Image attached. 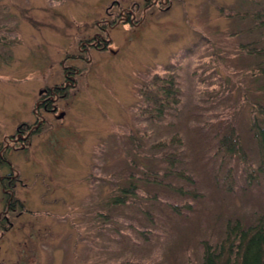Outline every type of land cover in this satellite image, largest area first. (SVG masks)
Returning a JSON list of instances; mask_svg holds the SVG:
<instances>
[{"label": "rangeland", "instance_id": "obj_1", "mask_svg": "<svg viewBox=\"0 0 264 264\" xmlns=\"http://www.w3.org/2000/svg\"><path fill=\"white\" fill-rule=\"evenodd\" d=\"M147 4L0 0V151L34 122L43 89L65 87L27 148L4 154L21 205L0 230V264H201L227 222L264 215L250 129L264 108V0ZM166 73L180 102L146 119L139 90ZM230 128L243 157L220 148Z\"/></svg>", "mask_w": 264, "mask_h": 264}, {"label": "trees", "instance_id": "obj_2", "mask_svg": "<svg viewBox=\"0 0 264 264\" xmlns=\"http://www.w3.org/2000/svg\"><path fill=\"white\" fill-rule=\"evenodd\" d=\"M259 19L264 16V11L257 12L253 15ZM264 27V21L260 23ZM250 49L249 51H251ZM254 54V52H249ZM264 55V51H262ZM65 74L70 69L65 68ZM264 74V68L262 69ZM69 79V78H66ZM67 89L72 86L73 81L69 79ZM52 88H49L50 90ZM48 90L46 92H48ZM45 90H42L43 92ZM53 92H57L60 95L64 94V91H58L57 88L52 89ZM141 97L145 102V106L142 109V114L146 119L160 118L166 109L177 105L180 101L178 98L179 88L173 74L166 73L164 76L157 74L153 75L146 85L139 90ZM66 95V94H65ZM259 110L260 118L253 117L250 123V129L253 137L257 141V145L261 154V167L264 169V108L260 105L257 106ZM170 142H174L172 139ZM220 148H222L228 154L242 155V146L235 129L230 128L229 132L225 134L219 141ZM4 154L7 149L3 150ZM174 165V161H169L168 166L171 168ZM249 181L253 178L249 168L247 169ZM178 176L187 178L183 173H178ZM134 188V187H131ZM180 193H184V190L179 188ZM132 189L123 190L122 197L115 200V204H124L126 195L132 194ZM189 193V192H188ZM3 222V218L0 220ZM0 228L4 231V226L0 225ZM203 256L201 264H264V215L260 217L258 222L254 225L244 227L239 221H229L226 224L225 234L223 239L214 247L208 243H202Z\"/></svg>", "mask_w": 264, "mask_h": 264}, {"label": "flooded vegetation", "instance_id": "obj_3", "mask_svg": "<svg viewBox=\"0 0 264 264\" xmlns=\"http://www.w3.org/2000/svg\"><path fill=\"white\" fill-rule=\"evenodd\" d=\"M171 0H148V4L146 6V9L150 7H157L158 10L164 11L168 9V5L170 4ZM153 5V6H152ZM164 8V9H163ZM125 11V10H124ZM124 11L120 16H123ZM118 17V20H121V17ZM126 20V19H123ZM128 24H131L129 22ZM127 25V23L125 24ZM92 41V43H89V46H93L96 48V50H102L104 49V44H102L100 41L96 38ZM106 42V41H104ZM97 43V44H96ZM65 78H68L65 74ZM49 88L43 89L45 91L41 92L39 94V98L36 101L35 109L33 111L34 115V122L30 125H22L19 129H17L16 134L8 137L4 140V150H25L27 146L29 145L28 140L39 133L41 130V127L44 123V118L40 115V112L50 113L54 110V104L59 101L60 98H63V95H60L57 92H53L52 89L48 90ZM58 91H63L65 87L57 88ZM48 90V92H46ZM65 91V90H64ZM62 100V99H61ZM6 151V152H7ZM4 158V151H0V168L7 163ZM21 183L19 181V177L14 174L13 169H10V173H7L5 175L0 176V188L1 192L4 194L6 198V203L4 206V211L0 212V220L3 218V222L0 221V225L4 226L3 229L4 232L8 231V228L11 227V224L6 226V214L10 212H14L17 207H20L21 202L20 200L15 196V190L17 189V186H20ZM22 207V206H21ZM0 230H2L0 228ZM3 231V230H2Z\"/></svg>", "mask_w": 264, "mask_h": 264}]
</instances>
